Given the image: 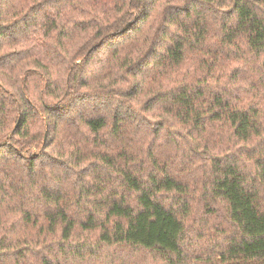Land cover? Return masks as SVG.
<instances>
[{
	"label": "trees",
	"instance_id": "trees-1",
	"mask_svg": "<svg viewBox=\"0 0 264 264\" xmlns=\"http://www.w3.org/2000/svg\"><path fill=\"white\" fill-rule=\"evenodd\" d=\"M225 1L0 0V264H86L107 248L264 264L263 148L243 149L244 168L241 150L209 157L204 191L223 217L213 254L195 252L198 232L189 247L187 183L155 151L165 134L193 152L216 122L245 143L264 130V104L200 80L210 64L196 79L183 70L189 53L243 46L264 75V0Z\"/></svg>",
	"mask_w": 264,
	"mask_h": 264
},
{
	"label": "rangeland",
	"instance_id": "rangeland-1",
	"mask_svg": "<svg viewBox=\"0 0 264 264\" xmlns=\"http://www.w3.org/2000/svg\"><path fill=\"white\" fill-rule=\"evenodd\" d=\"M226 6L229 4V0H226ZM224 6L223 8H225ZM214 12V11H213ZM215 13V12H214ZM211 28L210 31H213ZM213 35V34H212ZM213 41V39H211ZM240 43V42H239ZM73 44V43H72ZM237 49H231L232 51L226 54L227 49L214 52V55L209 54H188L187 59L183 65L188 75L187 79H196L198 74H202V70L205 69L207 64L211 65L210 75L203 76L208 80L213 88L217 91H224L231 102L240 104L242 106L255 105L259 108L264 104V75L260 72L257 59L249 50L243 46ZM237 53H236V52ZM196 53V52H193ZM215 58L212 61V58ZM78 62V61H77ZM180 72L177 76H180ZM206 70H204L205 73ZM173 76V75H172ZM264 124V115L262 117ZM62 132V131H61ZM46 129L41 133L43 141L46 140ZM60 132L56 131L55 136L58 137ZM260 136L253 137L254 140L247 143L241 142L230 136L229 126L225 123L216 122L211 124L204 132L200 134V141L197 149L193 152H189L193 145L190 138L186 136L184 139L177 140L173 143L168 137L163 134L155 141V151H158L160 155L166 156L163 158L168 164L167 168L173 175L183 179L184 183H187L188 192L185 194L183 211L185 213L183 217V223L186 228V236L189 240L190 248H195V233L200 234L199 245L200 247L195 249L198 253H214L220 248L218 244L217 236L219 232H212L214 225L223 221L222 209L220 204L210 203L208 195H206L205 186L207 185L208 171H209V157L210 155H216L219 152L221 155L228 156L234 150H241L242 154L239 155L240 165L242 168L246 167L245 161L251 164L252 161L247 160L244 156L246 152L243 149H255L264 150V130L260 129ZM151 136L149 135V138ZM148 138V137H146ZM172 138V137H171ZM188 138V139H186ZM91 142V141H88ZM95 145V144H94ZM93 148V144H89ZM195 148V146H194ZM31 154L37 153L35 146L30 147ZM239 153V151H236ZM240 154V153H239ZM161 156V157H162ZM66 184H69V189H66ZM63 190H67L70 193L71 184L69 181L65 182ZM131 201V198L129 199ZM187 203V205H186ZM163 204L170 206L171 203L165 200ZM182 213V210L179 209ZM225 222V220H224ZM208 235L210 238L207 239ZM120 251V249L107 248L102 249L101 254L94 258H90L85 261L86 264H158V260L153 258L151 254L141 250ZM102 257V258H101Z\"/></svg>",
	"mask_w": 264,
	"mask_h": 264
}]
</instances>
